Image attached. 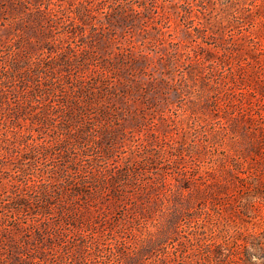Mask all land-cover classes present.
Masks as SVG:
<instances>
[{
  "label": "rangeland",
  "instance_id": "374dc122",
  "mask_svg": "<svg viewBox=\"0 0 264 264\" xmlns=\"http://www.w3.org/2000/svg\"><path fill=\"white\" fill-rule=\"evenodd\" d=\"M0 264H264V0H0Z\"/></svg>",
  "mask_w": 264,
  "mask_h": 264
}]
</instances>
